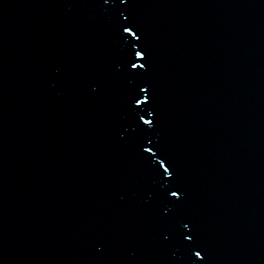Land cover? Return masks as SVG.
Returning <instances> with one entry per match:
<instances>
[{
	"label": "snow or ice",
	"instance_id": "snow-or-ice-1",
	"mask_svg": "<svg viewBox=\"0 0 264 264\" xmlns=\"http://www.w3.org/2000/svg\"><path fill=\"white\" fill-rule=\"evenodd\" d=\"M120 2H121V3H124V0H120ZM125 19H128V18L125 17ZM123 32L128 33L129 35L135 37L136 40H139V39H140V37L137 36L136 33L132 31V28H131V27H123ZM129 55H132V54L129 53ZM142 58H143V54H142V52H140V51L135 52V54H134V59L129 60V63L131 64V67L134 68V69L137 68V67L143 68V67H144L143 64L137 65L136 62H133V60L135 61V59H142ZM140 91H141V92H144V93H147L148 89H147V88H141ZM134 100H135V105H136V108H137V109H139V106H140L141 104H147V103H148V98H147V96H146L145 99H143V100L134 97ZM139 120L142 121V123H143V124H146V125H151V124L153 123L152 120H150V119H145L143 115H140V116H139ZM148 142L151 143L150 140H149ZM142 147H143V145H142ZM143 150H144V152L152 153V148H150V147H143ZM153 155H154V154H153ZM159 167H160V168H163L164 173H168V178L170 179L171 176H172V173H170V172H169V169H168L167 167H165V164H164L163 161H160V163H159ZM172 195H173V196H177L178 193L174 191V192H172ZM184 239L187 240V241H190L192 244H195V242H196V241H195V236H194V235H192V236H184ZM194 255H195V257H196L198 260L203 259V258L201 257V255H200V252H198V251L194 252Z\"/></svg>",
	"mask_w": 264,
	"mask_h": 264
}]
</instances>
